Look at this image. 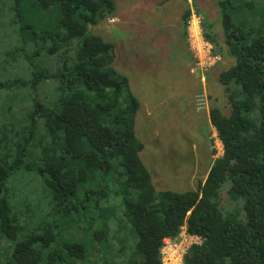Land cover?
<instances>
[{"label": "trees", "instance_id": "obj_1", "mask_svg": "<svg viewBox=\"0 0 264 264\" xmlns=\"http://www.w3.org/2000/svg\"><path fill=\"white\" fill-rule=\"evenodd\" d=\"M212 1L221 40L205 25L204 38L233 61L218 74L226 112H208L223 154L195 189L158 193L140 158V104L116 69V46L90 31L115 13V1L36 0L57 18L51 29L34 30L22 24L16 0L8 26L28 77L0 82V90L34 97L27 126L13 132L18 140L0 138V235L15 243L4 264H161L163 240L182 227L201 239L183 264H264V0ZM190 15L181 17L184 34ZM30 172L42 177L38 190L19 185ZM12 176L18 187L9 191ZM226 183L244 200L243 221L224 216ZM9 196L44 200L45 222L25 231ZM62 224L82 243L61 241Z\"/></svg>", "mask_w": 264, "mask_h": 264}, {"label": "rangeland", "instance_id": "obj_2", "mask_svg": "<svg viewBox=\"0 0 264 264\" xmlns=\"http://www.w3.org/2000/svg\"><path fill=\"white\" fill-rule=\"evenodd\" d=\"M114 1L115 13L90 27V31L116 46V69L129 79L130 89L140 104L134 128L136 138L143 146L140 158L150 173L156 192L193 190L199 181H205L207 169L223 154L208 112L212 106H219L226 112L218 74L233 61L223 51L219 53V47L215 52L208 41L214 61L204 70L187 43V29L192 17L199 19L202 34L205 25L209 27V34L221 40L215 3L197 0L194 7L192 0ZM15 2L0 0V82L28 77V64L21 56L13 28L8 26L10 9ZM186 9L191 15L184 34L181 17ZM20 14L22 24L34 30L51 29L57 18L53 8L41 10L36 0H21ZM33 97L26 89L0 90V138L1 134H6L7 140H18L13 132L27 126ZM20 176L19 185L25 182L39 189L42 182L39 174L30 172ZM16 187L18 176H12L8 189ZM228 189L226 183L220 193L224 216L243 221L244 200L229 195ZM9 204L11 216L17 218L25 231H32L49 213L48 206L40 199L9 196ZM73 229L67 224L60 225L61 241L82 243ZM19 239L18 236L16 241ZM180 240L179 236L169 239L168 245L173 247ZM14 244L0 235V264L5 263L6 252ZM97 258L99 255L91 260Z\"/></svg>", "mask_w": 264, "mask_h": 264}, {"label": "built area", "instance_id": "obj_3", "mask_svg": "<svg viewBox=\"0 0 264 264\" xmlns=\"http://www.w3.org/2000/svg\"><path fill=\"white\" fill-rule=\"evenodd\" d=\"M187 43L190 50L198 60L199 66L207 70L213 64L214 57L212 56V47L203 37L199 19L192 17L187 29ZM181 238L180 242L170 247L168 245L169 239H164V246L160 249L161 264H183V258L187 250L193 245H200L201 239L187 233L186 228L183 227L178 234Z\"/></svg>", "mask_w": 264, "mask_h": 264}, {"label": "crops", "instance_id": "obj_4", "mask_svg": "<svg viewBox=\"0 0 264 264\" xmlns=\"http://www.w3.org/2000/svg\"><path fill=\"white\" fill-rule=\"evenodd\" d=\"M208 169H209V168H208ZM208 169H207V172H206L205 178H206V176H207V173H208ZM192 177L194 178V175H192ZM192 177H191V178H192Z\"/></svg>", "mask_w": 264, "mask_h": 264}]
</instances>
